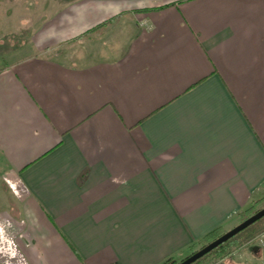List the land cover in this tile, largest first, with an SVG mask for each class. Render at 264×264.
Returning <instances> with one entry per match:
<instances>
[{
  "label": "crops",
  "instance_id": "0c3cea01",
  "mask_svg": "<svg viewBox=\"0 0 264 264\" xmlns=\"http://www.w3.org/2000/svg\"><path fill=\"white\" fill-rule=\"evenodd\" d=\"M57 2L0 0V45L33 18L0 47L8 258L161 264L238 225L264 197V0Z\"/></svg>",
  "mask_w": 264,
  "mask_h": 264
},
{
  "label": "rangeland",
  "instance_id": "374dc122",
  "mask_svg": "<svg viewBox=\"0 0 264 264\" xmlns=\"http://www.w3.org/2000/svg\"><path fill=\"white\" fill-rule=\"evenodd\" d=\"M51 4L54 5V7L56 8L58 4L60 3L57 2V0H53V1L38 0L37 7H38V10H42L46 8L47 6L51 7ZM31 19L33 18L18 17V16L12 17L9 19L8 24L13 27L12 29L13 32L6 33L2 36L3 37L1 39L2 45H0V47L3 48V51H9L10 47L14 48V50H19L27 46L28 40H29L27 30L30 27ZM15 27H17L16 30L14 29ZM61 49L62 47H58L53 50L44 51L43 53L48 54V55H56ZM27 50L29 51L30 49H27ZM28 51H25L23 49L21 52L25 53ZM262 207H264V197L255 201L253 205H251L245 211L242 212L241 221L244 220L245 217H248L249 215L255 213L257 210L261 209ZM211 240L212 238H209V239L207 238L206 240L202 242V244H200L197 247V249L201 248L202 246H204L206 243H208ZM11 245H12L11 240H9L7 237L6 238L1 237L0 262L2 264H6L5 262L8 260L9 262H11V264H14V263L19 264L16 261L18 257H14L12 259L8 258L9 256H13V252H11L12 250L9 252V254L6 253L9 251V250L6 251L7 248L9 247L11 248ZM226 246L227 247L223 251L221 250L212 251L211 250L210 253L208 252L207 254L202 256L198 264H219L222 260L227 259L229 256L235 253L246 252L249 250H253V251L259 250V252L262 250L263 251L262 261H264V219L258 222L256 225H254L251 229L247 230L246 232L240 233L237 236H235L232 240H230V242ZM259 252L257 251L256 253L259 254Z\"/></svg>",
  "mask_w": 264,
  "mask_h": 264
},
{
  "label": "water",
  "instance_id": "95a60500",
  "mask_svg": "<svg viewBox=\"0 0 264 264\" xmlns=\"http://www.w3.org/2000/svg\"><path fill=\"white\" fill-rule=\"evenodd\" d=\"M264 216V207L261 209L257 210L255 213L249 215L247 218L242 220L238 225L234 226L230 230L224 232L220 236H218L216 239L208 242L206 245L202 246L189 256L185 257L183 260L179 261L176 264H192L195 262L197 259L201 258L214 248H216L218 245L224 243L225 241L229 240L232 238L234 235L239 233L240 231L244 230L260 218Z\"/></svg>",
  "mask_w": 264,
  "mask_h": 264
},
{
  "label": "trees",
  "instance_id": "16d2710c",
  "mask_svg": "<svg viewBox=\"0 0 264 264\" xmlns=\"http://www.w3.org/2000/svg\"><path fill=\"white\" fill-rule=\"evenodd\" d=\"M245 218H247V217H245ZM245 218H244V219H245ZM263 219H264V216H263L261 219L257 220L256 222H254L253 224H251L250 226H248L247 228H245L244 230L240 231L238 234L243 233V232H246L247 230L251 229L254 225H256L258 222H260V221L263 220ZM238 234L234 235L232 238H230V239L227 240L226 242H224V243L218 245V246H217L216 248H214L212 251H217V250H221V251H223V250L227 247L226 245L230 242V240H232V239H233L235 236H237ZM213 235H214V232L211 233L210 236H209V237L212 238V240L216 238V237L213 238V237H212ZM209 253H210V252H209ZM201 258H202V257H201ZM201 258L197 259V260H196L195 262H193L192 264H198ZM181 260H183V259H181ZM181 260H179V261H181ZM179 261H177V260H175V259H173V258H167V259H166L165 261H163L161 264H176V263H178Z\"/></svg>",
  "mask_w": 264,
  "mask_h": 264
}]
</instances>
